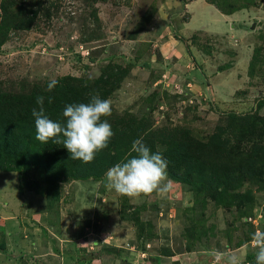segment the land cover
Listing matches in <instances>:
<instances>
[{
	"label": "rangeland",
	"instance_id": "374dc122",
	"mask_svg": "<svg viewBox=\"0 0 264 264\" xmlns=\"http://www.w3.org/2000/svg\"><path fill=\"white\" fill-rule=\"evenodd\" d=\"M64 77L108 80L112 145L84 163L5 121L28 139L0 153V264H254L264 0H0V92ZM141 138L168 162L166 195L107 187Z\"/></svg>",
	"mask_w": 264,
	"mask_h": 264
},
{
	"label": "clouds",
	"instance_id": "9594fccd",
	"mask_svg": "<svg viewBox=\"0 0 264 264\" xmlns=\"http://www.w3.org/2000/svg\"><path fill=\"white\" fill-rule=\"evenodd\" d=\"M57 83L55 79L50 80L47 91L51 92ZM84 86L87 87L86 84ZM89 96L88 103L66 105L60 121L50 118L45 109V96L38 95L37 107L32 109L36 140L44 144L50 140L63 144L71 159L91 163L98 152L108 147L114 132L107 119H103L112 114L111 100L102 99L99 92L89 93ZM47 102L52 104L53 98L48 97ZM132 152L137 155L115 164L106 172L107 187L130 198L170 192L173 181L168 178V162L162 153H153L142 138L133 142ZM251 244L257 250L254 264H264V231L255 232ZM211 255L215 264H244L236 252L213 250Z\"/></svg>",
	"mask_w": 264,
	"mask_h": 264
},
{
	"label": "trees",
	"instance_id": "16d2710c",
	"mask_svg": "<svg viewBox=\"0 0 264 264\" xmlns=\"http://www.w3.org/2000/svg\"><path fill=\"white\" fill-rule=\"evenodd\" d=\"M213 5H216L212 1ZM218 6V5H217ZM5 7L3 6V9ZM58 83L56 87L51 91H47L48 83H26L19 88L18 91H2L0 92V129L3 131L0 133V146L4 149L2 153L0 148V153L3 158L8 154L13 158H16L19 153V144L23 140H27V136H19L17 132L11 131L9 128H12L11 124L6 122L17 121L25 124L26 129L34 126V118L32 117V109L36 108V97L38 95L45 96V109L50 118L54 120H63L62 111L64 107L68 104L74 103H88L90 100L89 93L99 92L102 99H105V86L109 84L108 80L98 79L93 82L85 79H76L72 77H64L57 79ZM87 85L85 87L84 85ZM52 97L53 103L48 104L47 98ZM264 107V100L259 101L258 109ZM17 124V123H16ZM15 124V125H16ZM27 125V126H26ZM19 127V126H17ZM7 128V129H4ZM20 132V130H18ZM26 131V130H25ZM14 135L18 138H15ZM52 146H60L63 144H55L50 140ZM112 145L111 141L107 148ZM27 148H25L26 152ZM7 155V156H8ZM69 155L65 152H55L53 154H45L46 159L57 160L61 158V161L68 157ZM58 162H61L57 160Z\"/></svg>",
	"mask_w": 264,
	"mask_h": 264
},
{
	"label": "crops",
	"instance_id": "0c3cea01",
	"mask_svg": "<svg viewBox=\"0 0 264 264\" xmlns=\"http://www.w3.org/2000/svg\"><path fill=\"white\" fill-rule=\"evenodd\" d=\"M201 4V2L200 3H197V5L196 6H198V5H200ZM192 8H195V7H193V5H191V9ZM193 14V13H192ZM193 21H195L194 20V14H193V16H191V27L193 26ZM192 55L191 56H194L193 55V53H191ZM194 58V57H193ZM200 58V57H199ZM195 59V58H194ZM196 60V59H195ZM223 87V86H222Z\"/></svg>",
	"mask_w": 264,
	"mask_h": 264
}]
</instances>
